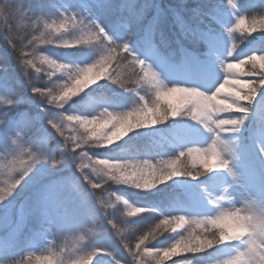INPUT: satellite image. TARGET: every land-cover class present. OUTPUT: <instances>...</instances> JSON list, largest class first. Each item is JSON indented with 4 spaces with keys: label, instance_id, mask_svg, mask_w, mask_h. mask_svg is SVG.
I'll use <instances>...</instances> for the list:
<instances>
[{
    "label": "clouds",
    "instance_id": "1",
    "mask_svg": "<svg viewBox=\"0 0 264 264\" xmlns=\"http://www.w3.org/2000/svg\"><path fill=\"white\" fill-rule=\"evenodd\" d=\"M0 264H264V0H0Z\"/></svg>",
    "mask_w": 264,
    "mask_h": 264
},
{
    "label": "rangeland",
    "instance_id": "2",
    "mask_svg": "<svg viewBox=\"0 0 264 264\" xmlns=\"http://www.w3.org/2000/svg\"><path fill=\"white\" fill-rule=\"evenodd\" d=\"M174 70L181 71V72H191V73H194L198 69L194 65H182V66L181 65H178V66H176V68Z\"/></svg>",
    "mask_w": 264,
    "mask_h": 264
}]
</instances>
